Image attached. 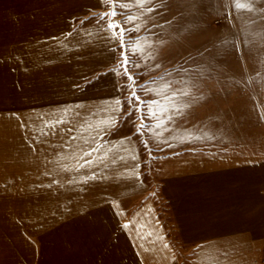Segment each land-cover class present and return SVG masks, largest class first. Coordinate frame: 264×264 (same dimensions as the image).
<instances>
[{"label":"rangeland","instance_id":"1","mask_svg":"<svg viewBox=\"0 0 264 264\" xmlns=\"http://www.w3.org/2000/svg\"><path fill=\"white\" fill-rule=\"evenodd\" d=\"M17 2L0 4V264L80 254L85 233L117 264H262L264 220L232 244L222 211L252 189L264 206V0ZM81 27L110 34L62 35ZM114 92L112 124L76 115Z\"/></svg>","mask_w":264,"mask_h":264},{"label":"crops","instance_id":"2","mask_svg":"<svg viewBox=\"0 0 264 264\" xmlns=\"http://www.w3.org/2000/svg\"><path fill=\"white\" fill-rule=\"evenodd\" d=\"M11 1V2H10ZM18 0H0V4H8V3H18ZM105 35L110 34L108 30H105L100 27H81L76 29L68 30L66 34H62L64 36H74L75 38H88L84 39L83 42L79 40V44H88L90 42L89 39L94 41V38H96L99 35ZM78 44V45H79ZM78 47V46H77ZM93 58V57H92ZM90 67V65L88 66ZM92 71L91 73L97 71L100 67V64H94L92 65ZM89 73L88 75H90ZM82 74V73H81ZM84 75V74H83ZM85 77V75L83 76ZM117 77V72L112 70L108 71L98 78V86L95 88L94 92L92 93L94 97L98 98V100L103 104V101H106V94L104 92V83L113 82L114 79ZM79 84H81L80 81H78ZM103 83V85H101ZM91 96V98L93 97ZM85 98H89L88 96H85ZM83 98V99H85ZM119 101V103H117ZM113 102V103H112ZM111 103L112 105L108 106H102L98 108H85L87 111L85 112V109L83 112H81L80 108L77 109V116H85V117H91L93 120L91 121L93 124V127H100L101 124L107 123L112 124L114 120V116H117L120 111L122 110V105L120 103V100L118 96L116 95V92H114V96L111 97ZM100 130V128H99ZM84 148V145H79L78 149ZM114 158H116V155H113ZM41 161L34 162L35 164H45L48 165L50 163L49 158L46 157H40ZM57 162V161H56ZM58 163V162H57ZM61 163V162H60ZM78 164H81V161L78 160ZM113 163H116L115 160H113ZM84 178V177H82ZM247 193L243 195V199H240L242 196L240 194L237 195V200L233 203H229L226 205V208L223 209L222 215H223V221L226 223L225 225H222V227H226L229 229H236L237 231L235 233L230 234L229 237V243L232 244H247V245H257V243L262 238V219L264 220V206L261 205L260 200V194L259 191H255L252 189V191L247 190ZM96 201V199H95ZM88 203L89 205L94 204L92 200ZM83 204H77L76 205V211H79L78 209L82 207ZM143 224H146V228L155 229L156 223L153 220H146L142 219ZM241 230V231H238ZM88 234L85 233L84 236V251L81 252L79 255L77 253L73 254H41L40 256L35 257L34 259H29L30 264H117L116 258L111 253L105 254L100 252H91L93 250H89L90 246V238L87 236ZM91 235V234H89ZM159 235L156 234L154 236L155 240L160 242ZM89 239V241H88ZM100 246V245H99ZM93 248V247H92ZM248 249V248H247ZM253 249V248H251ZM253 255V254H252ZM254 256H251L250 253L244 251L243 253L237 252V255L235 256V261H242V264H247V262H251L253 260ZM33 261V262H32Z\"/></svg>","mask_w":264,"mask_h":264},{"label":"snow or ice","instance_id":"3","mask_svg":"<svg viewBox=\"0 0 264 264\" xmlns=\"http://www.w3.org/2000/svg\"><path fill=\"white\" fill-rule=\"evenodd\" d=\"M104 3H107L108 0H103ZM135 2L137 4H140L141 6L143 5V3H146L147 0H135ZM231 3L232 5L238 9V10H252V7L255 3V0H231ZM128 5L127 4H122L121 7H127ZM107 15H110V16H115L116 15V12L115 11H112L110 13H107ZM103 17H101L102 19ZM129 19H132V18H129ZM109 27H114V25L110 24ZM122 35V33H121ZM128 63V60L127 58H125L124 60V64H127ZM131 78V77H130ZM133 99H139L138 97L135 96V92L133 91ZM117 103H119V101H117ZM152 115H155V113H151ZM141 127H143V125H141ZM165 247H167V245H165Z\"/></svg>","mask_w":264,"mask_h":264},{"label":"built area","instance_id":"4","mask_svg":"<svg viewBox=\"0 0 264 264\" xmlns=\"http://www.w3.org/2000/svg\"><path fill=\"white\" fill-rule=\"evenodd\" d=\"M261 262H262V264H264V253H263V256L261 258Z\"/></svg>","mask_w":264,"mask_h":264}]
</instances>
